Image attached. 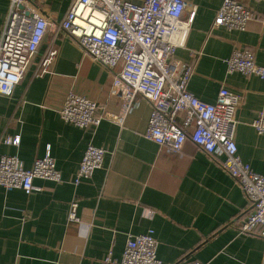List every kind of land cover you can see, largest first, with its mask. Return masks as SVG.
I'll use <instances>...</instances> for the list:
<instances>
[{
  "label": "crops",
  "instance_id": "obj_1",
  "mask_svg": "<svg viewBox=\"0 0 264 264\" xmlns=\"http://www.w3.org/2000/svg\"><path fill=\"white\" fill-rule=\"evenodd\" d=\"M71 1L22 0V6L58 24ZM238 1L251 12L243 31L211 28L222 0H186L195 14L175 58L192 65L187 90L197 99L212 104L221 88L241 97L235 112L237 152L253 172L263 174L264 136L250 123L264 112V85L253 76L228 74L225 60L234 50L249 48L264 65V1ZM9 9L10 0H0V38ZM49 38L50 32L11 95L0 96V157L16 156L30 169L49 154L61 181L35 179L40 190L30 195L0 187V264H101L108 253L119 260L128 235L148 230L162 264H264V240L237 231L248 204L220 167L222 157L207 156L190 142L178 154L160 152L144 138L149 103L136 95L124 114L123 99L112 92L116 71L85 56L62 33L53 74L37 76ZM69 91L98 105V126L82 130L59 117ZM13 137L18 145L4 144ZM88 144L106 150L103 167L75 185ZM72 201L90 227L68 223ZM88 209L94 210L91 221L85 219ZM145 209L154 211L152 219Z\"/></svg>",
  "mask_w": 264,
  "mask_h": 264
},
{
  "label": "built area",
  "instance_id": "obj_2",
  "mask_svg": "<svg viewBox=\"0 0 264 264\" xmlns=\"http://www.w3.org/2000/svg\"><path fill=\"white\" fill-rule=\"evenodd\" d=\"M262 2L264 0H247ZM186 0H72L62 20L53 24L23 8L22 0H10V9L0 38V96H10L20 82L30 61L48 32L50 38L38 62L36 75L53 74L60 44L58 34L76 44L81 52L110 71H116L112 92L123 99V113L139 95L150 105L144 138L155 143L160 152L178 154L186 142L207 156L222 157L220 167L238 185L248 211L240 218L237 231L264 240V173L253 172L241 161L234 141L235 112L241 97L221 88L212 104L197 99L187 90L193 67L175 58L184 48L195 8L188 17ZM251 12L238 0H222L211 28L243 31ZM228 74L258 78L264 85V65L254 60L251 49L231 52L225 60ZM98 105L91 99L67 92L58 111L59 117L75 127L87 130L100 124ZM250 126L264 136V112L260 111ZM18 137L7 138L5 145L16 146ZM104 148L88 144L78 164L75 185L88 180L102 169ZM59 183L61 176L49 154L33 161L25 169L16 156L0 157V187L4 191L21 190L30 195L40 188L33 180ZM78 204L70 202L67 221L83 226L77 214ZM152 219L153 210H144ZM93 209L86 211L91 221ZM84 219V220H85ZM88 227L91 223L85 224ZM157 242L153 231L128 235L121 258L111 253L101 264H162L156 255ZM179 264H205L193 260Z\"/></svg>",
  "mask_w": 264,
  "mask_h": 264
}]
</instances>
